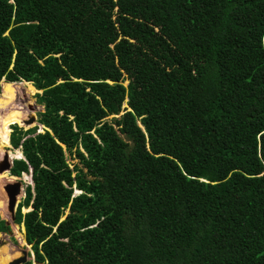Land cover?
Returning <instances> with one entry per match:
<instances>
[{"label": "trees", "instance_id": "obj_1", "mask_svg": "<svg viewBox=\"0 0 264 264\" xmlns=\"http://www.w3.org/2000/svg\"><path fill=\"white\" fill-rule=\"evenodd\" d=\"M2 82L26 264H264V0H0Z\"/></svg>", "mask_w": 264, "mask_h": 264}, {"label": "rangeland", "instance_id": "obj_2", "mask_svg": "<svg viewBox=\"0 0 264 264\" xmlns=\"http://www.w3.org/2000/svg\"><path fill=\"white\" fill-rule=\"evenodd\" d=\"M6 83L2 82V92L0 89V116L5 117L6 112H12L10 115L9 122L6 124L5 128L9 130L10 135V126L12 125H20L23 129H30L33 127V125H30L28 127H24V121H28L31 116H34L37 118V114L43 112V108L38 104L36 94H40V92H36L32 86V89L29 87V83L21 82V83H12L9 84V93L7 96H3V88ZM124 86H126V83H124ZM125 107V105L123 106ZM15 115V116H13ZM109 117L108 119H110ZM4 119V118H3ZM37 126V125H36ZM35 127V126H34ZM42 128L39 127V130L37 133H41ZM9 144V139H8ZM10 147V145H9ZM9 151L13 152L12 148L8 149ZM18 152V154L22 157V154L19 150H15ZM6 152L3 150H0V161L2 160L4 154ZM23 159V158H22ZM68 163L75 164L77 163L76 160H68ZM6 173L9 176L8 172ZM2 173V174H3ZM30 175H23L20 178V182L24 181V184L21 186L22 192H25V189L27 186L32 187L30 182ZM14 180H8L6 178H0V219L2 221H8L9 223V231L10 234H0V264H8L10 261L20 258L21 253L23 251H26V258L27 262L33 261V254L30 250V248L25 244L24 241V235L22 233V227L14 225L10 220V215L7 211V196L4 192V185L7 183L13 184ZM22 180V181H21ZM23 183V182H22ZM20 195L17 196L19 198ZM24 199V196L22 195L21 198L18 200V204L22 202ZM30 209H22L21 213H26ZM6 242V243H5Z\"/></svg>", "mask_w": 264, "mask_h": 264}, {"label": "water", "instance_id": "obj_3", "mask_svg": "<svg viewBox=\"0 0 264 264\" xmlns=\"http://www.w3.org/2000/svg\"><path fill=\"white\" fill-rule=\"evenodd\" d=\"M36 120H37L36 117L31 116L28 121H24L23 125H24V127H28L30 125H33V127H34V126L37 125ZM18 127L22 128L20 126H18ZM24 130H27V129L25 128ZM13 161L14 160H10L8 158V156H3L2 160L0 161V174L3 173V172H8L9 173L10 169L12 167ZM30 173H31V170H30ZM17 179L18 180L15 181L13 184L7 183L6 185H4V192H5L6 196H7V211L9 213V215H10V220H11L12 223H14V220H15V216L14 215H15V212H16V209H17V206H18L17 196L20 195V192L22 191L21 186L24 184V181L21 180L23 183L19 181L20 178H17ZM30 179H31V177H30ZM30 182L32 183V181H30ZM23 196L25 197V192L24 191H23ZM29 211H31V208H30ZM5 225L9 227L8 221H5ZM28 247L31 249V246H28ZM26 263H27L26 251H23L21 253V257L20 258L14 259V260L10 261L8 264H26Z\"/></svg>", "mask_w": 264, "mask_h": 264}, {"label": "bare ground", "instance_id": "obj_4", "mask_svg": "<svg viewBox=\"0 0 264 264\" xmlns=\"http://www.w3.org/2000/svg\"><path fill=\"white\" fill-rule=\"evenodd\" d=\"M3 91H4L3 96H7V94L9 93V84L8 83H6L4 85ZM9 114L11 115L12 112L7 111L6 114H5L6 115L5 117H1L0 116V150L5 151L6 153L4 154V156H8V158L10 160H21L22 157L18 154L17 151L13 150V152H11V151L8 150V149H10L9 144H8L9 130H7L5 128V126L9 122V119H10V115ZM13 116H15V115H13ZM1 177L2 178H6L7 177L8 180L16 179L15 177L8 176L6 173H3V174L1 173L0 174V178ZM30 181H31V179H30ZM20 194H21V196L19 198L22 197L23 192L21 191ZM19 198H17V203H18ZM0 207H1V204H0Z\"/></svg>", "mask_w": 264, "mask_h": 264}, {"label": "crops", "instance_id": "obj_5", "mask_svg": "<svg viewBox=\"0 0 264 264\" xmlns=\"http://www.w3.org/2000/svg\"><path fill=\"white\" fill-rule=\"evenodd\" d=\"M10 145V144H9ZM20 196H21V194H20ZM30 209V208H29ZM24 210V209H23ZM22 227V226H21ZM22 233H23V235H24V229H23V227H22ZM3 235V234H2Z\"/></svg>", "mask_w": 264, "mask_h": 264}, {"label": "clouds", "instance_id": "obj_6", "mask_svg": "<svg viewBox=\"0 0 264 264\" xmlns=\"http://www.w3.org/2000/svg\"><path fill=\"white\" fill-rule=\"evenodd\" d=\"M35 91H36V90H35ZM23 175H24V174H23ZM23 175H22V176H23ZM20 178H21V177H20Z\"/></svg>", "mask_w": 264, "mask_h": 264}]
</instances>
